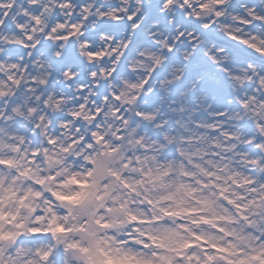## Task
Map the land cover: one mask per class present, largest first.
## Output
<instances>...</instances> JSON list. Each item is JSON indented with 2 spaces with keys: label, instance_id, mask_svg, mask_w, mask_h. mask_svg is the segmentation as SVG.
Returning <instances> with one entry per match:
<instances>
[{
  "label": "clouds",
  "instance_id": "1",
  "mask_svg": "<svg viewBox=\"0 0 264 264\" xmlns=\"http://www.w3.org/2000/svg\"><path fill=\"white\" fill-rule=\"evenodd\" d=\"M0 264H264V0H0Z\"/></svg>",
  "mask_w": 264,
  "mask_h": 264
}]
</instances>
